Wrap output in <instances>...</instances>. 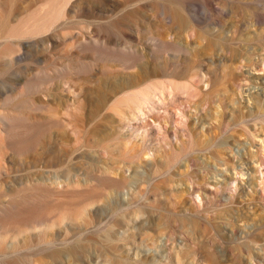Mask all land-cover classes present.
Wrapping results in <instances>:
<instances>
[{
	"label": "rangeland",
	"instance_id": "1",
	"mask_svg": "<svg viewBox=\"0 0 264 264\" xmlns=\"http://www.w3.org/2000/svg\"><path fill=\"white\" fill-rule=\"evenodd\" d=\"M219 27L226 31L222 39L208 34ZM256 31L250 51L264 55V0H0V264H124L127 258L172 264L176 250L196 248L182 228L183 215L235 237L250 217L264 239V141L258 145L264 118L249 117L252 96L262 93L239 76L246 69L237 64L231 76L240 80L227 94L193 79L186 93L165 92L136 119L119 105L153 83L135 77L139 67L155 57L172 60V67L179 62L178 52H158L156 37L184 44L191 63L203 61V78V68L215 61L222 83L228 78L220 60L229 55L228 45L240 51L243 37ZM263 73L264 65L255 74ZM181 80L174 81L186 83ZM218 102L222 135L215 143L224 136L229 143L226 166L219 168L223 184L211 178L222 151L213 149L207 126L218 124L210 110ZM193 114L211 119L203 137L195 134L201 126ZM230 120L238 122L229 126ZM184 158L187 170L180 167ZM130 163L155 184L151 189L124 185ZM115 197L131 203L117 217L107 213ZM226 211L228 217L217 218ZM135 213L164 225L160 234L144 230L130 244L98 228ZM208 246L235 257L214 233ZM187 258L204 264L197 252Z\"/></svg>",
	"mask_w": 264,
	"mask_h": 264
},
{
	"label": "bare ground",
	"instance_id": "2",
	"mask_svg": "<svg viewBox=\"0 0 264 264\" xmlns=\"http://www.w3.org/2000/svg\"><path fill=\"white\" fill-rule=\"evenodd\" d=\"M167 11L175 15V19H178L179 22L182 24V20L180 19V17L176 15L175 11L168 9V8H167ZM257 26L260 27V24H258ZM154 27L158 28L157 22L154 23ZM225 33L226 31L222 27H219L217 29H214L208 32L210 36L214 38H218V39H222ZM167 36H165V38L156 37L155 42H159V44L157 45L158 52L160 51V49H162L165 52L169 50H173L175 52H178L177 55L181 56V58L178 60L179 62L177 63L175 67H172V60L164 59L163 61H160L157 59V57H155L152 62V65L142 66L138 68V71L136 72L135 77L141 76V80H140L141 83L146 82V80L153 82V83H150L149 85H146L136 91L131 92L130 94L126 96L123 102H119V105L123 107L124 111L132 119H136L137 116L140 117V115H143L144 110H146L147 108H150L151 104H153L154 102H159V99L163 98L165 92H168L171 89L174 92L181 91L182 93H186L189 90L188 85H191V86L193 85L192 83L193 79H197V83H203L205 85L210 84L211 86H213V85L218 84L220 86L219 88L220 93H222V91L224 92V94L231 92L230 91L231 89L229 88L230 84L233 83L235 85V83L238 80H240L238 76H234V75L231 76V72L232 73L234 72V70L237 68V64H239V66H241L242 68L246 69V71L245 72L242 71L239 74V76L241 77L243 76V80L245 81L249 80L251 82L250 83L251 89L253 88L255 90V88H258L257 86H259L262 95H264V73L262 75L255 74L256 72L261 71V67L264 65V55H262L261 53H258L257 51H254V53L250 51L251 44L253 42L256 43V41L258 42L259 35L257 34V31L255 32V36L252 38L246 39L245 37H243V41L245 42L244 44L245 48L240 51L232 50L228 45L227 50H229V55L226 56L224 59L220 60L221 67L223 68V73L228 78L222 83L220 82V77L218 76V70L220 67L213 64L215 61L208 62L205 68H203L205 76L208 75V79L203 78V75H201V66H202L203 61L200 59L199 61H195L191 63L190 59L188 58L190 54L188 48L184 46V44L177 42L175 40L169 41ZM231 37L234 40H236L234 36H231ZM225 40L230 42L228 38H226ZM180 78H182V80H186L185 81L186 83L179 84L174 81ZM159 79H167V82L163 84L161 83V81H157ZM262 95L260 96V94H256L254 95V97L252 96L253 102L255 104V109L251 112L249 117L255 118L253 120L255 122L256 120H259V119L261 120L262 117L264 118V99H262ZM218 100H220V98H218ZM204 103L205 101H202L201 103H198L197 105L195 103L194 108L195 109H197L198 107L201 108ZM221 104L222 102H218V104H216L214 108H212L210 104V110H212V113H215L212 116L213 118L212 120H214L215 122H218V124L216 125L214 123H208L207 125V126H211L212 128L213 142L211 145L213 149L217 150L219 148L222 151L221 152L222 154H219L217 152L219 154L218 157L220 158L216 159L215 167H217L218 169L215 170L213 172V176H211L213 180L216 179L217 184L225 183L224 181L225 178L224 180L223 179L220 180L219 178V177H222L223 175V171L220 170L219 168L226 166V162L224 158H222V156H224L226 154V151L229 149L228 147L229 143L227 140L228 139L227 136H224L220 141L215 143L217 138H219L222 135V132L220 131L221 121H217L218 115L221 114L219 110L221 108ZM205 112L208 113V111H205ZM120 117L121 119H123L122 115ZM193 117L197 119V126H201L200 127L201 131L200 132L198 131V133L197 132L195 133L197 138L205 136V134L203 133V127L205 126V123L207 121L211 120L209 118V115L207 114L206 116L202 118L201 117L197 118L193 114ZM205 119L206 121H204ZM244 119L245 117L239 119L238 121H243ZM238 121L230 120L229 126L235 125ZM244 124H247V123H244ZM263 141H264L263 139H260V141L258 142V145L259 146L262 145ZM139 153L140 152H137V154ZM131 164L132 163H130V166L128 167V171H131L130 175L128 177H125V176L122 177L124 180V185H127V187L132 188L135 186H139L140 184L141 186L142 184H144L146 186L145 189H148V190L151 189V187L154 186L155 184L153 182L151 183L149 181L150 179L148 178H147L148 180L145 179L144 172L140 170L141 168L138 164L134 166H132ZM244 164L247 165L245 161H242L241 165H244ZM180 167H184L186 170L188 169L187 159L184 158L181 161ZM168 171L163 173V178H167L169 176ZM241 189L243 190L244 187L241 186ZM130 191H133V190L131 189ZM248 202H253V200H249ZM236 203L237 202H234V204ZM130 208H131V203L128 197L126 199H122L121 197H115L109 201L107 205V213L110 214L111 216L113 215L114 217H117L119 215H122V213L125 210L128 211ZM254 208H255V205H253L251 208L253 209L252 213L256 214L255 213L256 211ZM228 212L229 211H226V214L219 213L217 215V218L223 219L224 215L228 217L229 216ZM246 218L248 222L246 221L245 223L246 225L243 226V228H241L238 231V237H235L234 235L224 236L220 234L218 228L214 226L213 224H206L202 228L198 224L196 217H194L193 215H188V216L183 215L182 217H180L182 228L185 231L188 238L190 239L191 243H194V247L196 248H193L194 250H192L191 247L185 245L183 250L181 249L176 250L174 252V255L172 256L171 263L172 264H192L191 261L189 260L187 261L188 259L187 257L193 255L194 252H197L200 254L201 260L203 261L204 264H226V262H231V264H236L237 262L241 264H252V261H257L261 263L264 262L263 261L264 260V245H262V243H264V239L255 233V231L258 229V226L260 224L259 222H257V220L253 218H250V217H246ZM126 220L127 219L124 218V220L122 221L119 220L118 222L112 224L111 219H110L105 224H100L98 228L106 230V232L109 234V237L113 238L116 241L126 240L128 241V243L132 244L134 243L135 237H139L140 235L144 234L142 233V231L150 230L151 232L150 236L154 237L160 234V229L164 227V225H161V224L150 223L147 220L140 217V215L136 213L133 214V217H131L130 220H127V221ZM250 223H253V226H250ZM211 233H214V235L218 237L219 240H221L223 244L227 245L229 248H231L235 252L234 259L228 257L227 255L220 254L216 246H214V248H216V252L215 250L213 252H211V250L209 251L208 238ZM256 245H258L257 249L254 248ZM150 247L149 249H151ZM127 254L129 255V253ZM118 260H121V259L118 258ZM149 263H150L149 261H143V260L141 261L137 260L135 262H132V261H129L128 258L124 261V264H149Z\"/></svg>",
	"mask_w": 264,
	"mask_h": 264
}]
</instances>
